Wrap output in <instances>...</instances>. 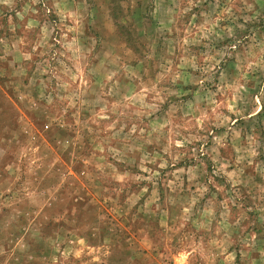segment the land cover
Wrapping results in <instances>:
<instances>
[{
  "label": "rangeland",
  "instance_id": "rangeland-1",
  "mask_svg": "<svg viewBox=\"0 0 264 264\" xmlns=\"http://www.w3.org/2000/svg\"><path fill=\"white\" fill-rule=\"evenodd\" d=\"M0 264H264V0H0Z\"/></svg>",
  "mask_w": 264,
  "mask_h": 264
}]
</instances>
